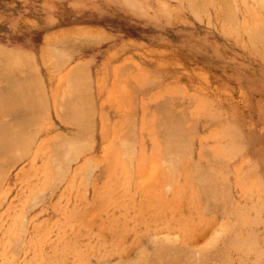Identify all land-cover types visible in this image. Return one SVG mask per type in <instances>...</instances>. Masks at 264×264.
<instances>
[{"label":"rangeland","instance_id":"rangeland-1","mask_svg":"<svg viewBox=\"0 0 264 264\" xmlns=\"http://www.w3.org/2000/svg\"><path fill=\"white\" fill-rule=\"evenodd\" d=\"M0 1L56 82L100 51L110 96L47 117L0 46V264H264V0Z\"/></svg>","mask_w":264,"mask_h":264},{"label":"crops","instance_id":"crops-1","mask_svg":"<svg viewBox=\"0 0 264 264\" xmlns=\"http://www.w3.org/2000/svg\"><path fill=\"white\" fill-rule=\"evenodd\" d=\"M23 2H24L23 4L19 3V5H16V2H12V1H0V16L2 18H4V20H3L4 23L0 25V46L5 48V49H3V51L6 52V54L5 53L3 54L4 56H8L9 54H11V55L12 54H21V55H23L24 54L23 52H29L30 54H34L37 56V63L40 62V67H38V65H37V67L36 66L34 67L32 64L7 65V66L8 67L13 66L12 69H19L22 67L34 69V72L36 75V76H34V83L36 81V86L39 87L41 91H43L42 92L43 97H44L46 104H47V114L46 115H47V117H50V116H54V117L57 116L58 117V112L56 113V109H57L56 107L59 103L56 104L58 102V100L56 101V99L59 98V95L61 96V94L62 95L65 94L64 88H66L65 86L69 87V85L63 84V82H65L64 77H62V78L60 77L58 82H56V77L51 74L52 69H50L49 65L46 64L47 60L45 57L44 48L42 47V42L39 44L37 42V38H33V37L28 36V34L31 32V30H33L32 27L26 26L25 28H23L19 25L20 22H24V21L26 22L29 20V14L26 11L27 10L26 7H30V5H27L28 4L27 1H23ZM10 4H12L13 6H11ZM18 25L20 26L19 28H17ZM60 27H57L53 30L59 29ZM5 28H8L9 30H13L11 33L15 36L14 37L11 36L13 38L9 39L8 34L10 32L2 31V29L6 30ZM53 30H47V31L43 32L42 33V39H43L44 34H46V32L53 31ZM32 33H34V31H32ZM19 35H22V36H19ZM5 36H7V37H5ZM35 41H36V43H34ZM34 46H36V47H34ZM1 53H3V52H1ZM101 54L102 53L100 51H96L94 53V55H95L94 57L90 56V58H89L90 61L84 60V61H81L79 63L80 66H83V64L87 65L88 70L85 67L86 65L83 66V68L84 69L86 68L85 72L88 71V74L87 73L84 74L81 71H79V68H80L79 66H78L79 68L77 69V72L74 70L76 73L80 72L81 77L83 74V77H82L83 79L85 77L89 76L88 77L89 80H87L85 78L86 82L88 81L89 84L92 80V86H93V91H94V96L96 98V102H99L101 99H103L107 96V94H106V87L107 86L101 87V82H102V80L104 81L103 74L101 73V70H102L101 69L102 65L100 64V62H101L100 55ZM92 59H93V64H95L94 66L96 68V73L95 74L93 73V76L91 79V76L89 75L90 74V72H89L90 66L89 65H92ZM47 63H48V61H47ZM14 66H18V67H14ZM84 69H82V70H84ZM75 72L72 75H75L76 74ZM80 73H79V75H80ZM85 75H87V76H85ZM76 76H78V75H76ZM74 78H75L74 76H70V77H67L66 79H68V82H69V79L73 80ZM78 79H76V80H78ZM85 79H84V81H85ZM79 80H81V79H79ZM66 82H67V80H66ZM61 83L64 86H62ZM70 83H72V81ZM11 85H15V82L11 81L10 86ZM71 85H70V87H71ZM61 88L63 89L64 93L61 91ZM9 94H10V97H13V101H14L15 90L10 88ZM107 97H110V96L108 95ZM10 102H12V101H10ZM102 113L105 114V112H100L99 113V120L102 117ZM99 126H100V124H99ZM99 132L101 133L102 136H105V134H106L105 127L103 126Z\"/></svg>","mask_w":264,"mask_h":264},{"label":"bare ground","instance_id":"bare-ground-1","mask_svg":"<svg viewBox=\"0 0 264 264\" xmlns=\"http://www.w3.org/2000/svg\"><path fill=\"white\" fill-rule=\"evenodd\" d=\"M220 1H221V0H220ZM230 1H231V0H230ZM232 1H233V0H232ZM107 2H108V1H107ZM226 2H227V1H226ZM222 3H223V2H222ZM227 7H228V5H227ZM229 7H230V6H229ZM227 9H228V8H227ZM258 27H259L258 30H256V32H255V37L258 39L259 44L262 45L263 42H264V39H263V38H264V37H263V36H264V29H263V30H260V26H258ZM263 28H264V27H263ZM261 29H262V28H261ZM262 39H263V41H262ZM34 43H36V41H35ZM262 46H263V48H264V45H262ZM34 47H35V46H34ZM263 50H264V49H263ZM23 53H24L23 55H21V54H12V55L9 54L8 56H13V57H14V56H17L16 58H18L19 56H28V57H32V56H34V54H30L29 52H23ZM45 57H46V55H45ZM31 60H33V59H31ZM46 60H47V59H46ZM33 61H34V60H33ZM86 61H90V60H86ZM33 63L35 64V62H33ZM34 64H33V65H34ZM46 64H48L47 61H46ZM90 64H91V63H90ZM58 65H59V64H58ZM85 65H86V64H83V66H85ZM78 66H79L80 68H79ZM78 66H77V68L74 66V67L76 68V70H75L76 72H77V69L79 68V71H81V72L84 73V74H85V73L88 74V71L85 72V70H86V68H87V65L85 66V67H86L85 69L83 68V66H80V65H78ZM89 66H90V65H89ZM34 67H35V65H34ZM82 69H84V70H82ZM87 70H88V68H87ZM75 71L73 70V72L70 73V75H68V77H70V76H74L75 78H74L73 80H70V79H69V82H68V79H65V81L67 80V82H63V84H67V85H69V84H73V83L76 81V79H78V78L81 79V80L83 79V78H82V77H83V74H82V77H81V73L79 72V73H80V75H79V73H76ZM74 72H75L76 74H75V75H72ZM76 75H78V76H76ZM79 76H80V77H79ZM85 76H87V75H85ZM76 77H77V78H76ZM88 77H89V76H87V77H85V78H86L87 80H89ZM85 78H84V79H85ZM79 79L77 80L78 82H79ZM84 79H83V82L86 81V79H85V81H84ZM81 80H80V81H81ZM71 81H72V83H70ZM83 82H82V83H83ZM68 83H69V84H68ZM79 83H81V82H79ZM79 83H78V86H79V87L77 86V84L75 85V86L77 87L76 90H78V88L81 90V88H80V85H81V84L79 85ZM87 83H88V86H90L88 81H87ZM61 84H62V83H61ZM63 84H62V86H64ZM83 85H85V84H83ZM83 85H81V86H83ZM9 86H10V85H9ZM71 86H74V84L71 85ZM75 86H74V87H71V89H72V88L75 89ZM88 86H87V87H88ZM65 87H66V88H64V87H63V88L65 89V94L67 95L68 92H69L70 90H69L68 92H66V90L70 89V87H69V88H68V86H65ZM85 87H86V86H85ZM87 87H86V88H87ZM83 88H84V87H83ZM83 88H82V89H83ZM88 88H89V87H88ZM3 90H4V89H3ZM83 90H84V89H83ZM89 90H90V89H89ZM61 91L64 93V91H63L62 88H61ZM61 91H60V92H61ZM74 91H75V90H74ZM74 91L71 90V92H74ZM81 91H82V90H81ZM86 91H87V90H86ZM42 92H43V91H42ZM62 92H61V93H62ZM75 92L77 93V91H75ZM87 92H88V91H87ZM85 93H86V92H85ZM0 94H1V93H0ZM71 94H72V93H71ZM71 94H70V97H69V98L65 95V96H66L65 99L68 98V100H69V99L71 98ZM6 95H7V94H6ZM84 95H85V94H84ZM59 96H60V95H59ZM72 96H73V94H72ZM79 96H80V95H79ZM81 96H83V93H82ZM8 97H9V96H8ZM60 97H61V96H60ZM63 97H64V96H63ZM63 97H62V99H63ZM74 97H75V96H74ZM0 98H1V97H0ZM84 98H85V97H84ZM60 99H61V98H60ZM60 99H59V98L56 99V101L58 100V102H57L56 104H58L59 102H61ZM79 99H81V98H79ZM79 99H78V100H79ZM4 100H6V99H4ZM15 100H16V99H15ZM70 100H71V99H70ZM72 100H73V98H72ZM44 101H45V100H44ZM84 101H87V100L84 99ZM88 101H89V100H88ZM13 102H14V101H13ZM62 102H63V101H62ZM62 102H61V103H62ZM64 102H65V101H64ZM66 102H67L68 104L71 103V101L68 102L67 100H66ZM82 102H83V101H82ZM21 103H22V102H21ZM67 103H65V104H67ZM72 103H73V102H72ZM26 104H27V103H26ZM34 104H36V103H34ZM84 104H86V103L84 102ZM90 104H91V103H90ZM90 104H89V105H90ZM15 105H17V104H15ZM27 105H28V104H27ZM62 105H63V104H62ZM69 105H70V104H69ZM79 105H80V104H79ZM86 105L88 106V104H86ZM92 105H93V104H92ZM7 106H8V105H7ZM12 106H13V105H12ZM20 106H21V105H20ZM67 106H68V105H67ZM71 106H72V105H71ZM4 107H5V106H4ZM58 107H59V106L57 105L56 108L58 109ZM61 107H62V106H61ZM92 107H93V106H92ZM13 108H14V107H13ZM64 108H65V107H64ZM82 108H83V107H82ZM8 109H9V108H8ZM17 109H19V108H17ZM26 109H28V108H26ZM32 109H33V108H32ZM38 109H39V108H38ZM57 109H56V113H57V112H60V109H59V111H58ZM72 109H73V108H72ZM89 109H90V108H89ZM92 109H93V108H92ZM81 110H82V109H81ZM34 111H35V110H34ZM43 111H44V110H43ZM61 111H62V110H61ZM71 111H74V110H71ZM71 111H70V109H69V112H71ZM77 111H79V110H77ZM77 111H76V112H77ZM86 111H87V110H86ZM92 111H93V110H92ZM69 112H68V113H69ZM79 112H80V111H79ZM93 112H94V111H93ZM6 113H7V112H6ZM8 113H9V112H8ZM33 113H34V112H33ZM35 113H36V112H35ZM63 113H64V112H63ZM73 113H74V112H73ZM77 113H78V112H77ZM89 113H90V112H89ZM3 114H5V111L3 112ZM60 114H61V112H60ZM66 114H67V113H65V115H66ZM1 115H2V114H1ZM27 115H28V114H27ZM35 115H36V114H35ZM74 115H75V114H74ZM89 115H90V114H89ZM93 115H94V114H93ZM103 115H104V113H103ZM44 116H45V115H44ZM63 116H64V115H63ZM72 116H73V114H72ZM91 116H92V115H91ZM105 116H106V114H105ZM90 118H91V117H90ZM11 119H12V118H11ZM22 120H23V119H22ZM25 121H26V119H25ZM34 122H35V121H34ZM26 123H27V122H26ZM88 123H89V122H88ZM74 124H75V123H74ZM77 125H78V124H77ZM15 128H16V127H15ZM19 128H20V127H19ZM7 129H8V128H7ZM11 133H12V132H11ZM13 136H14V135H13ZM55 136H56V135H55ZM0 137H1V136H0ZM26 137H27V136H26ZM123 137H124V136H123ZM29 138H30V137H29ZM61 138H62V137H61ZM125 138H126V137H125ZM6 139H7V138H6ZM16 139H17V138H16ZM126 140H127V139H126ZM9 141H10V140H9ZM58 141H59V140H58ZM122 141H124V140H122ZM20 142H21V141H20ZM120 142H121V141H120ZM167 142H168V141H167ZM171 143H172V142H171ZM8 144H9V143H8ZM17 144H18V143H17ZM121 144H122V143H121ZM2 145H3V144H2ZM56 145H57V144H56ZM5 146H6V145H5ZM13 146H14V145H13ZM68 146H69V145H68ZM77 146H78V145H77ZM15 147H16V146H15ZM25 147H26V146H25ZM64 147H65V146H64ZM7 148H8V147H7ZM26 148H27V147H26ZM1 150H2V149H1ZM6 151H7V150H6ZM2 155H3V154H2ZM5 155H6V154H5ZM13 157H14V156H13ZM60 158H61V156H60ZM62 159H63V158H62ZM72 159H73V158H72ZM65 161H66V160H65ZM68 162H69V161H68ZM57 164H58V163H57ZM66 164H68V163H66ZM64 165H65V164H64ZM60 166H61V165H60ZM63 170H64V169H63Z\"/></svg>","mask_w":264,"mask_h":264}]
</instances>
